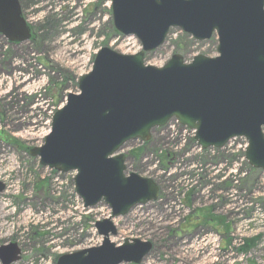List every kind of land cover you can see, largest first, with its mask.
<instances>
[{"label":"rangeland","instance_id":"374dc122","mask_svg":"<svg viewBox=\"0 0 264 264\" xmlns=\"http://www.w3.org/2000/svg\"><path fill=\"white\" fill-rule=\"evenodd\" d=\"M18 3L31 38L11 45L0 37V80H5L0 87V210L3 206L5 213L0 247L16 245L19 261L13 264H55L62 255L99 246L94 224L108 219L110 210L103 203L83 209L74 192L75 174L40 167L28 149L42 145V130L50 131L52 115L66 96L78 94V80L91 70L99 49L133 55L140 44L114 31L110 0ZM64 41L70 51L62 54ZM215 50V36L196 42L172 29L143 62L160 68L173 55L189 63L197 55L214 58ZM25 72L30 82L43 79L31 97L19 94L18 82L8 81ZM33 100L43 111L28 115ZM192 139L171 120L154 129L148 143L124 145L125 173L152 180L159 194L156 201L112 219L116 235L109 241L116 246L125 240L149 242L151 251L141 264H264V172L245 161L243 140L201 151Z\"/></svg>","mask_w":264,"mask_h":264},{"label":"water","instance_id":"95a60500","mask_svg":"<svg viewBox=\"0 0 264 264\" xmlns=\"http://www.w3.org/2000/svg\"><path fill=\"white\" fill-rule=\"evenodd\" d=\"M114 31L134 37L140 51L122 55L101 48L91 70L78 80L51 118L43 145L29 151L39 165L73 184L84 209L103 203L108 219L94 227L101 244L57 258L55 264H141L149 242L116 246L111 219L158 198L150 179L125 174L124 145L149 142L151 131L170 120L195 132L201 150L221 149L244 138V159L264 172V0H110ZM171 29L194 41L217 38L215 58L201 55L185 64L173 55L160 68L144 54L161 47ZM0 35L11 43L29 40L17 0H0ZM4 190L0 183V193ZM19 261L14 243L0 247V264Z\"/></svg>","mask_w":264,"mask_h":264},{"label":"bare ground","instance_id":"6f19581e","mask_svg":"<svg viewBox=\"0 0 264 264\" xmlns=\"http://www.w3.org/2000/svg\"><path fill=\"white\" fill-rule=\"evenodd\" d=\"M68 44H69V42L64 41V44H63L64 48H63L62 54H65L66 52L70 51L66 48V46ZM71 53L74 54L75 52H71ZM13 67L15 69L20 68L18 64H14ZM11 80L18 82V88H20L19 94L27 95L30 97L33 96L35 90H39L43 86V79L42 78L40 80H38L37 82H30L31 78L29 77V75L26 72H25V75H23V76L20 74H12L11 79H9L8 81L11 82ZM4 81H5L4 79L0 80V87L3 86ZM61 107H63V105H61L58 109H60ZM36 108H39L42 110L43 104L35 102L33 100L32 107H29L27 114L33 115L34 112H31V111H33ZM29 110H30V112H29ZM42 131H43L42 133H44L42 135V139H43V137L46 136L47 133H49L48 132L49 129H47V131H45V129H43ZM236 172H237V170H235V167H232V170H230V173H232L233 175H236ZM3 210H4V207L2 206V209L0 210V217L5 216V213L3 212ZM25 216H27V215H25Z\"/></svg>","mask_w":264,"mask_h":264},{"label":"flooded vegetation","instance_id":"af4514ba","mask_svg":"<svg viewBox=\"0 0 264 264\" xmlns=\"http://www.w3.org/2000/svg\"><path fill=\"white\" fill-rule=\"evenodd\" d=\"M9 44H11V45H15V44H13V43H9Z\"/></svg>","mask_w":264,"mask_h":264}]
</instances>
